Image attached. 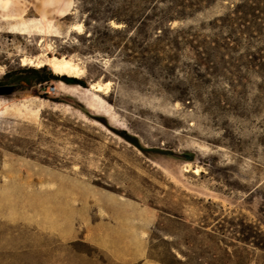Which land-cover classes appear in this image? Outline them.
I'll list each match as a JSON object with an SVG mask.
<instances>
[{
  "label": "rangeland",
  "instance_id": "374dc122",
  "mask_svg": "<svg viewBox=\"0 0 264 264\" xmlns=\"http://www.w3.org/2000/svg\"><path fill=\"white\" fill-rule=\"evenodd\" d=\"M75 1L56 19L63 38L46 40L84 63L89 86L111 82L96 94L128 136L74 96L7 80L36 69L20 59L40 53L39 37L0 21V87L15 90L0 95V264H264V77L253 59L263 41L225 42L215 22L229 1ZM82 21L83 35L67 34ZM163 35L192 46L151 60ZM198 51L224 57L218 76L197 66Z\"/></svg>",
  "mask_w": 264,
  "mask_h": 264
},
{
  "label": "bare ground",
  "instance_id": "6f19581e",
  "mask_svg": "<svg viewBox=\"0 0 264 264\" xmlns=\"http://www.w3.org/2000/svg\"><path fill=\"white\" fill-rule=\"evenodd\" d=\"M37 2L41 6L37 5ZM76 1L75 0H0V21L4 23H12L7 31L8 34L15 36H28L39 37L37 42V48L40 53L35 57L23 56L20 59V65L22 67L42 69L43 67H49L54 75L58 77H70L76 79H84L87 77L88 70L84 63L77 57H68L65 55L59 56L55 53V45L52 42H48V37L63 38V32L61 26L56 22V19H66L74 14ZM32 11L38 15V17L31 18ZM109 25L112 28L120 29L121 24L115 21H110ZM86 27L84 22L73 24L67 30V34L76 33L83 35ZM4 73V69L0 68V74ZM58 92L64 95L74 96L80 102L84 103L86 107L95 112L97 116L104 117L110 120L112 124L117 123L114 127L119 134L128 136L125 129V125L118 123L117 115L114 113V109L104 99H102L96 93L108 94L111 89V82L105 83L93 82L89 88H83L78 85H68L63 80H58ZM81 87L86 92H94L92 97H82L77 91V88ZM44 105L33 110L36 115H39L42 110L49 106V102L41 100ZM55 110H57L58 104H53ZM25 106V105H24ZM24 106H19L24 107ZM18 107V106H17ZM18 107V108H19ZM70 108L69 106H67ZM7 106L5 101L0 100V116L5 112ZM82 120L86 123H93L95 127L105 126L97 120H90L86 115L81 114ZM187 172L189 169H185ZM194 174L200 175L201 169L195 168ZM82 186L79 183L71 184L70 192L81 193ZM75 209L70 208L72 213ZM121 217L122 214L116 215Z\"/></svg>",
  "mask_w": 264,
  "mask_h": 264
},
{
  "label": "trees",
  "instance_id": "16d2710c",
  "mask_svg": "<svg viewBox=\"0 0 264 264\" xmlns=\"http://www.w3.org/2000/svg\"><path fill=\"white\" fill-rule=\"evenodd\" d=\"M216 1H229V10L226 14L216 19L215 28L227 31V37L224 38L225 42L235 44H242L243 41L247 42L257 41L261 39L264 43V0H211ZM150 21L152 19H149ZM136 23V21H135ZM178 33H180L178 31ZM185 44L192 46L189 38L178 36L174 41L169 40L164 35L157 37L155 44L149 47L148 53L151 60L161 63L165 54V48L178 44ZM219 45V47H228L229 45ZM211 49V48H210ZM212 50V49H211ZM263 53V54H262ZM252 56V55H250ZM198 64L197 66L205 67L207 70L213 72V76H218L220 68L216 65L215 61L224 62V57L220 53H197ZM255 62H258L260 68L259 73L264 77V47L261 52L253 55ZM13 84H23L35 86L44 83H50L54 80H63L68 85H78L83 88H89V85L84 79H76L70 77L58 78L52 74L49 67L42 69H31L16 71L9 73L5 76ZM191 160V159H190Z\"/></svg>",
  "mask_w": 264,
  "mask_h": 264
},
{
  "label": "built area",
  "instance_id": "2783aa9c",
  "mask_svg": "<svg viewBox=\"0 0 264 264\" xmlns=\"http://www.w3.org/2000/svg\"><path fill=\"white\" fill-rule=\"evenodd\" d=\"M37 89L42 94L56 95L58 93L57 87L52 83H44L37 85Z\"/></svg>",
  "mask_w": 264,
  "mask_h": 264
},
{
  "label": "water",
  "instance_id": "95a60500",
  "mask_svg": "<svg viewBox=\"0 0 264 264\" xmlns=\"http://www.w3.org/2000/svg\"><path fill=\"white\" fill-rule=\"evenodd\" d=\"M13 86H2L0 87V95H11L14 92Z\"/></svg>",
  "mask_w": 264,
  "mask_h": 264
},
{
  "label": "crops",
  "instance_id": "0c3cea01",
  "mask_svg": "<svg viewBox=\"0 0 264 264\" xmlns=\"http://www.w3.org/2000/svg\"><path fill=\"white\" fill-rule=\"evenodd\" d=\"M137 245V250L136 251H147L144 247V244L142 242H139Z\"/></svg>",
  "mask_w": 264,
  "mask_h": 264
},
{
  "label": "flooded vegetation",
  "instance_id": "af4514ba",
  "mask_svg": "<svg viewBox=\"0 0 264 264\" xmlns=\"http://www.w3.org/2000/svg\"><path fill=\"white\" fill-rule=\"evenodd\" d=\"M1 86H8V85H5V84H4V85H1Z\"/></svg>",
  "mask_w": 264,
  "mask_h": 264
}]
</instances>
